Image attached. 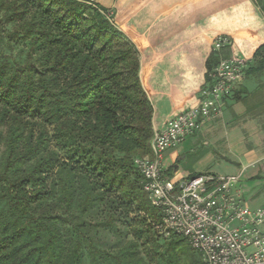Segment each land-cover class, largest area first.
<instances>
[{
	"label": "trees",
	"instance_id": "16d2710c",
	"mask_svg": "<svg viewBox=\"0 0 264 264\" xmlns=\"http://www.w3.org/2000/svg\"><path fill=\"white\" fill-rule=\"evenodd\" d=\"M207 5L213 38L248 56L246 75L263 74L264 0ZM108 13L84 0H0V46L5 25L27 44L23 65L0 50V264H83L72 234L100 204L107 218L96 226L110 233L121 211L138 221L132 241L113 254L94 250L90 264H201L181 237L167 238L161 253L139 245L161 223L134 166L150 156L154 111L138 50ZM213 56L201 91L231 55Z\"/></svg>",
	"mask_w": 264,
	"mask_h": 264
},
{
	"label": "crops",
	"instance_id": "0c3cea01",
	"mask_svg": "<svg viewBox=\"0 0 264 264\" xmlns=\"http://www.w3.org/2000/svg\"><path fill=\"white\" fill-rule=\"evenodd\" d=\"M92 1L115 18H125L131 22L119 30L134 44L140 55L139 78L153 107V129H161L168 119L195 107L205 84L208 44L214 31L208 26L207 4L215 0H183L180 8L175 6L166 11L160 7L161 3L166 7L165 3H175L177 0ZM161 19H165L166 25L162 24ZM169 23L175 25L177 31L173 32L171 28L174 26ZM177 32L184 46L200 51L198 61H187V65L183 63L185 61H151L141 54L150 47L159 48L164 43H175ZM242 53L241 58L248 61V56ZM176 67L185 70L178 72ZM248 77L246 75L241 85L222 100L219 116L204 121L189 140L164 152V177L179 181L202 174L198 170L182 167L189 156L195 155L198 146L212 150L215 156L228 159L233 167H239L230 175H240L239 187L244 197L246 185L241 182L242 178L247 174L249 180H256L261 177V172L264 177V165H260L264 164V85L255 88L256 81L248 80ZM245 201L247 203L246 198Z\"/></svg>",
	"mask_w": 264,
	"mask_h": 264
},
{
	"label": "built area",
	"instance_id": "2783aa9c",
	"mask_svg": "<svg viewBox=\"0 0 264 264\" xmlns=\"http://www.w3.org/2000/svg\"><path fill=\"white\" fill-rule=\"evenodd\" d=\"M229 45L228 38L217 37L212 47L219 52ZM248 62L238 56L221 58L198 104L168 119L161 129H153L150 156L134 160L144 193L161 213L156 229L165 238L185 239L201 264H264V206H247L240 175L200 174L179 181L164 177L163 154L192 137L204 121L221 114L222 100L241 85Z\"/></svg>",
	"mask_w": 264,
	"mask_h": 264
},
{
	"label": "rangeland",
	"instance_id": "374dc122",
	"mask_svg": "<svg viewBox=\"0 0 264 264\" xmlns=\"http://www.w3.org/2000/svg\"><path fill=\"white\" fill-rule=\"evenodd\" d=\"M184 1L177 0L175 3H165L166 7L163 6L161 3L160 7L163 10L172 9L175 6L180 8ZM158 4V3H157ZM108 17H110L111 22L117 27L118 29L121 26H128L131 24L130 20L123 19V18H115L112 14H107ZM162 24L166 25V22L164 23L165 19H161ZM179 21H182V19L178 18ZM264 21V20H263ZM117 23V24H116ZM168 24V23H167ZM171 24V23H169ZM120 25V26H119ZM173 25V24H171ZM171 28V30L174 32L176 30L175 25ZM2 38L4 39V44L0 46V50L4 57L12 64H21L23 65L25 63V55L27 51V44L25 41L21 40L20 38L17 39L12 34V27L9 25H5L2 28ZM177 31V30H176ZM135 32V31H134ZM177 39L174 40L175 43H164L159 48H147L144 52L141 51V54L143 56L147 57V60L154 61H185L184 64L187 65V61H198V52L200 51L196 50L195 48H187L183 45V42H181L178 39V32L176 33ZM237 53V54H236ZM213 54L218 56H223L225 54H230L231 56H238L243 57V53L239 50L231 51L228 49L221 50L219 52H216L213 50ZM212 55H208L206 60L211 61V63L214 62V57ZM218 55V56H217ZM153 59V60H152ZM250 61V59L248 60ZM215 65V64H214ZM213 65V67H214ZM182 66V65H181ZM178 72H183L184 68H177L175 69ZM248 80L256 81L255 88H257L260 84L264 85V73L261 75H249ZM254 88V89H255ZM263 89V90H262ZM261 90L264 92V88ZM260 90V91H261ZM259 91V89L257 90ZM258 95V94H257ZM1 133H4V129H0ZM190 138L186 139L189 140ZM196 153L195 155L189 156L188 160H186L182 167H189V169L192 170H198L199 172H202V174H212L217 176H230L232 171H235L234 169H238L239 167H233L231 161L228 159H225L223 157L215 156L212 154V150L208 148H201V146H198L195 149ZM261 167L264 164H260ZM247 174L242 178L243 185H246L245 187V198L247 200V206L251 209H256L259 207H263L264 205V177L263 173H260V178H257L256 180H249L247 177ZM122 218L126 217L125 219H122L121 223H117L118 227V233L113 234L105 230L101 226H96L102 221H104L107 218V212L105 210V207L103 204H100L96 206L87 216L83 217L81 221L78 222V225H82V227L76 231L72 235H78L80 237L81 241V252L83 255V264H90V256L94 250L104 251L108 254H113L114 251L124 245L125 243L132 241L133 237L130 234L131 226L133 225L134 221L138 218L133 214L129 213L128 215L125 214L124 211H121ZM140 220V219H139ZM138 221V220H137ZM137 229H143L146 231L147 229L142 226L138 225ZM74 235V236H75ZM167 238L163 236L156 228L151 229L149 232L145 233L144 238L142 241L139 242V245L142 243H146V246L150 249L154 250L156 253H161V250L163 249V243L166 242ZM158 256L156 260H158Z\"/></svg>",
	"mask_w": 264,
	"mask_h": 264
}]
</instances>
